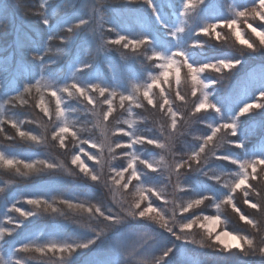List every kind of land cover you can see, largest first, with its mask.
I'll return each instance as SVG.
<instances>
[{"label":"snow or ice","instance_id":"snow-or-ice-1","mask_svg":"<svg viewBox=\"0 0 264 264\" xmlns=\"http://www.w3.org/2000/svg\"><path fill=\"white\" fill-rule=\"evenodd\" d=\"M127 3L146 6L143 30L107 15L103 0H38L35 9L0 0V36L9 8L36 20L23 44L0 51V132L9 125L16 133L0 146V169L43 180V190L24 197L29 208L15 199L4 205L0 264H264V0ZM112 51L140 63L136 82L101 76L100 53ZM256 63L260 75L245 80L242 97L222 96L221 85ZM26 108L47 122L41 131L27 127L39 121L17 117ZM257 116L258 144L250 123ZM49 140L71 153L70 166L12 151L17 141ZM63 173L83 191L60 194ZM223 207L243 229L229 230ZM72 215L90 223L13 242L32 218ZM189 245L213 255L177 261Z\"/></svg>","mask_w":264,"mask_h":264},{"label":"trees","instance_id":"trees-1","mask_svg":"<svg viewBox=\"0 0 264 264\" xmlns=\"http://www.w3.org/2000/svg\"><path fill=\"white\" fill-rule=\"evenodd\" d=\"M5 3L10 5L15 3V0H4ZM22 5L25 8L35 9L38 0H21ZM104 11L112 17L113 19L121 22L126 27L133 31L143 30L148 24V16L143 5H129L127 0H103ZM58 11H60L58 9ZM63 15V12H60ZM85 18L86 15H85ZM4 27L6 29L7 35L0 36V51H6L12 48L15 43L17 46L25 42V32L29 27L35 26L36 20L34 17H24L19 12L15 11L13 8H9L6 18L3 20ZM107 27V25H105ZM227 34V33H226ZM229 42H232V38L229 36ZM58 45L53 44V47ZM125 56H127V50H123ZM92 55H97V51L93 49ZM125 56L121 55L120 51H112L106 56L101 52V62L99 64V70L101 76L106 80L115 79L119 82H136L135 77L141 72V66L138 61L131 59H126ZM52 58H56V53L52 54ZM111 65V68L107 65ZM55 67V66H53ZM246 73V76L244 75ZM64 75H70L69 72H65ZM214 75V74H213ZM260 75L259 64L256 63L254 67L249 68L245 66L241 69L240 80L229 81L220 87L223 89L222 96H232L235 98H240L247 91L245 88V80L256 79ZM190 93L189 86H183V93L188 95ZM143 116L148 117L150 121L158 119V115L154 116L148 112L140 113ZM19 119H33L39 121L38 124L28 125L27 127L35 130L41 131V125L47 122L42 120L38 112L33 111L30 108L19 110L16 113ZM119 118V117H118ZM114 123V122H113ZM253 129V137H255L257 144L259 143V133H260V117L257 116L254 121L250 122ZM49 132L51 130V125H48ZM15 130L9 125L4 126L3 132H0V146L9 144L10 142L5 139V136H15ZM190 139V137H189ZM12 151L20 155L21 158H37V159H50L56 162L64 161L65 164L70 166V152H64L58 148V146L51 142H47L46 147H33L29 142L17 141ZM118 163V162H114ZM63 182L57 186V190L60 194L64 196H73L79 192L83 191L82 182L79 180H74L72 177L68 176L67 173H63ZM264 188V185L261 186ZM0 188L4 191L0 192V226H8L7 222L3 220L2 213L4 211V205L9 204L10 201L15 199L19 201L18 206L25 207L26 209L30 206L24 203V197L34 194L37 191L43 190V180L40 177H30L24 178L8 173L5 170L0 169ZM106 195L103 197V202L105 205L111 200V194L104 190ZM168 192L171 194L172 189L169 188ZM97 198L98 197V194ZM171 198V197H170ZM181 197L177 194L176 199ZM239 206V205H238ZM244 210V209H242ZM215 207L209 206L206 214H215ZM246 214L255 215L253 210H248ZM13 215H18L13 213ZM222 220L228 221L229 230H241L243 229L242 222L238 221L237 215L233 212L230 207H223L221 210ZM71 221H75L78 224H88L90 221L86 216L83 215H72L70 221H65L62 217H57L53 219L51 217L44 218H32L25 227L19 230V235L14 237L13 242L21 241L24 239H34V240H44L51 236L54 231H62L66 234H73L76 228V224ZM95 226V225H93ZM83 230H81L82 232ZM195 231V230H194ZM195 238L199 240L201 238V233L196 232ZM264 239V231L257 234V241ZM166 240V238H165ZM159 255V253H157ZM213 255L212 251L208 247L201 248L200 245H189L187 248H181L177 254V261L180 259L188 257H198L207 258ZM83 259V258H81ZM46 264H54L52 260H46Z\"/></svg>","mask_w":264,"mask_h":264}]
</instances>
